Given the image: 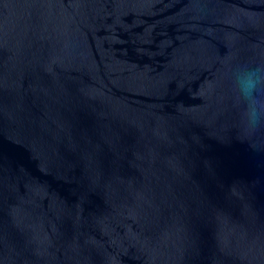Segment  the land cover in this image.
I'll return each mask as SVG.
<instances>
[{
    "label": "water",
    "instance_id": "obj_1",
    "mask_svg": "<svg viewBox=\"0 0 264 264\" xmlns=\"http://www.w3.org/2000/svg\"><path fill=\"white\" fill-rule=\"evenodd\" d=\"M0 264H264V0H0Z\"/></svg>",
    "mask_w": 264,
    "mask_h": 264
}]
</instances>
